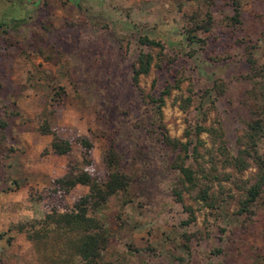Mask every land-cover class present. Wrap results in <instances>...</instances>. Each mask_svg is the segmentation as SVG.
<instances>
[{
	"label": "rangeland",
	"instance_id": "obj_1",
	"mask_svg": "<svg viewBox=\"0 0 264 264\" xmlns=\"http://www.w3.org/2000/svg\"><path fill=\"white\" fill-rule=\"evenodd\" d=\"M233 3L236 21L231 0H0V225L7 229L0 228V261L52 264L25 234L46 214L70 209L87 190L76 186L61 196L50 182L68 170L98 175L111 146L130 184L98 214H89L107 237L97 264H264V188L247 213L238 211L242 193L224 181L216 209L186 194L175 202L174 154L161 144L145 98L179 81L161 109L167 135L183 140L188 132L194 141L195 126L219 124L228 153L236 154L252 105L245 59L253 55L264 65V0ZM205 15L209 31L195 33L203 44H188L184 29ZM141 37L159 42L164 58L134 83L138 52L157 53L140 46ZM214 81L223 87L217 97L208 93ZM44 124L70 142L68 155L48 150L51 136L39 132ZM81 137L91 144L89 163L77 142ZM199 137V162L207 168L205 150L216 145L205 133ZM258 148L264 153V142ZM247 163L239 176L216 168L247 181L257 171ZM67 264L81 263L72 258Z\"/></svg>",
	"mask_w": 264,
	"mask_h": 264
},
{
	"label": "trees",
	"instance_id": "obj_2",
	"mask_svg": "<svg viewBox=\"0 0 264 264\" xmlns=\"http://www.w3.org/2000/svg\"><path fill=\"white\" fill-rule=\"evenodd\" d=\"M233 9L232 19L237 20L239 9L231 0ZM194 27L185 28V40L188 44H198L201 46L203 40L196 36V32L206 33L211 26V18L205 15L203 21L192 23ZM140 46L148 49H157L155 56L149 52L139 51L134 65L132 67V81L136 83L139 77L147 76L150 70L159 68V63L164 58L162 45L153 40L141 37L138 40ZM200 44V45H199ZM156 58V59H155ZM168 60V59H167ZM248 72L245 79L252 86L246 93V96L252 101L248 108L249 121L246 122L242 135L236 140L237 150L234 156L228 153L225 145V138L222 128L202 127L197 125L193 128L194 141L190 134L185 132L181 138H170L161 124V109L164 105V99L169 96L172 90L178 89L179 81L173 84H165L157 95H146V106L150 112L152 124L158 130L160 142L174 154L171 161V168L176 171L177 178L172 188L171 194L173 200L177 203L182 202V195L186 194L195 202L200 203L207 209H216L222 201L219 182H230L242 193L238 201L240 213L249 212L252 206L263 193L264 188V153H259L258 145L264 142V65L258 64L253 55H247L245 59ZM258 85V87H256ZM152 86V85H151ZM222 83L214 81L209 92L215 96L222 93ZM189 100H185V106H188ZM186 108V107H185ZM180 109L184 110L183 107ZM42 135H50L51 140L48 144V150L56 156L68 155L71 150L70 142L61 139L52 134L49 128L44 124L39 128ZM207 134L212 145H216L213 151H206L209 155L207 168L199 162L202 155L198 152L199 147L204 146L200 139L201 134ZM78 144L82 149V158L89 163L91 144L81 137ZM47 152V149H44ZM210 152V153H209ZM247 160L252 161L256 167V173L247 181H241L236 176L242 174L248 168ZM121 156L111 147L101 156V170L98 175H91L86 171H69L63 176L50 182L54 193L64 196L75 186L87 188L86 194L77 198L70 209L46 214L41 221L36 222L35 226L30 225V232L26 233L27 241L32 243L36 252L45 256V260L52 264H67L72 258L77 259L81 264H97L100 253L107 244L106 231L101 222L90 215L98 214L105 206L108 199L126 192L130 184L129 177L124 174L119 167ZM85 163V164H86ZM217 164L222 168H230L234 175L217 171ZM249 181H253L248 185ZM243 182V183H242ZM217 186L218 191H213ZM193 220L192 212L189 207H184ZM90 214V215H89ZM24 227L17 226V232L21 233ZM57 249V252H56ZM48 251L58 254L59 258L51 257ZM57 255V256H58Z\"/></svg>",
	"mask_w": 264,
	"mask_h": 264
},
{
	"label": "crops",
	"instance_id": "obj_3",
	"mask_svg": "<svg viewBox=\"0 0 264 264\" xmlns=\"http://www.w3.org/2000/svg\"><path fill=\"white\" fill-rule=\"evenodd\" d=\"M75 187H76V186H75ZM82 187H83V186H82ZM85 188H86V187H85ZM86 190H87V188H86ZM86 192H87V191H86ZM0 217H2V214H0ZM10 221L13 222V219L10 218ZM0 222H1V220H0ZM7 224H9V221H8V220H7ZM0 228H2L1 230H3L4 232H7V229H6L5 226L0 225ZM11 252H12V251H8L7 254H8V253L11 254ZM13 254H14V252H13ZM0 259H1V258H0ZM0 264H12V262L9 261L8 257H6L5 259H2V261H0Z\"/></svg>",
	"mask_w": 264,
	"mask_h": 264
}]
</instances>
